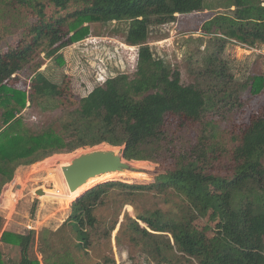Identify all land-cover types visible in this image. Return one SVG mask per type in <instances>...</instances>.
I'll return each instance as SVG.
<instances>
[{
    "label": "trees",
    "instance_id": "1",
    "mask_svg": "<svg viewBox=\"0 0 264 264\" xmlns=\"http://www.w3.org/2000/svg\"><path fill=\"white\" fill-rule=\"evenodd\" d=\"M225 1L229 2L227 6L224 4L228 12L214 15L200 27L201 34L210 37L197 38L200 44L204 41L205 48H212V53L201 62L205 74L202 81L210 83L206 90L196 83L182 84L177 69L156 57L148 44H139L132 77L124 73L108 77L86 96L67 101L62 97L60 85L38 69L41 63H36V70L30 69L27 91L7 83L29 65L38 50L50 58L61 48L82 39L70 36L72 30L78 29L74 28L78 21L126 22L124 41L136 43L149 35L151 26L173 21L175 14L206 10L202 7L203 0H0L2 36L19 34L0 49V192L20 166L55 153L102 143L123 146L127 161L161 163L165 173L153 183L106 181L108 176L97 178L100 183L71 203L67 218L56 230L30 229L26 233L2 230L4 217L0 214V243L15 246L19 254L18 260L12 261L0 251V264H74L68 257V249H55L53 237L67 229L64 237L68 245L71 243L80 254L87 255L91 231L97 234L99 229L93 210L103 204V198L115 187L127 191V196L173 190L185 203L173 215L160 209L136 213L134 218L124 215L120 236L127 239L131 248H138L147 264H264V199L258 210L236 204V195L242 197L243 183L260 184L264 177V105L233 147L234 171L228 177L209 171L215 163L210 159L213 149L207 140L209 122L195 142L183 146L164 129L167 115L198 120L205 109L215 106L222 115L234 109V102L242 93L250 97L263 94L264 72L247 74L238 81L221 56L225 46L232 42L264 44V5L261 0ZM23 7L32 17L20 29L17 21ZM16 28L19 29L13 32ZM25 102L36 103L41 110L60 107L55 121L61 125V132L56 133L49 126L25 125L19 116ZM146 175L137 172L110 177ZM47 195L52 194L40 197ZM206 216L215 223L213 228L206 224L199 230L193 225ZM115 225L106 230V236ZM120 236L116 238L117 244ZM35 241L41 259L31 254ZM130 261H134L132 256ZM94 264H114V259L105 256Z\"/></svg>",
    "mask_w": 264,
    "mask_h": 264
},
{
    "label": "rangeland",
    "instance_id": "2",
    "mask_svg": "<svg viewBox=\"0 0 264 264\" xmlns=\"http://www.w3.org/2000/svg\"><path fill=\"white\" fill-rule=\"evenodd\" d=\"M221 0H203L202 7L206 10L189 14H175V19L164 24L153 25L150 33L142 41L125 42L126 22L87 23L78 21L74 26L77 30H72L70 36L82 39L74 41L72 44L61 48L52 57L47 58L44 52L39 50L33 56L29 65H26L19 74L13 75L15 79H10L8 85L16 89H28V74L31 70H36V63H41L38 68L52 82L60 85L63 89L62 97L69 101H77L86 96L95 86L101 85L108 77L124 73L129 77L133 76L136 66L137 47L139 44H148L156 57L161 58L173 69L180 73V81L184 85L199 84L204 90L210 83L206 84L203 73L204 57L212 53V48H205L204 41L200 44L197 38L206 39L210 35H202L200 27L204 21L212 18L218 13H227L224 4H229ZM264 5V0H261ZM232 9V8H231ZM32 14L26 8L20 10L17 26L21 29L22 24L29 23ZM7 23V21H6ZM3 17L0 18V36L3 34ZM13 30V32H16ZM19 34L9 33L0 37V49L14 41ZM226 60L235 79L240 81L247 74H261L264 72V44H255L252 41L246 43L232 42L225 46L222 56ZM31 69V70H30ZM37 69V70H38ZM208 81V80H207ZM209 92V90H207ZM62 98V99H63ZM67 103V102H65ZM234 109L224 111L220 114L217 106L205 109L198 120L186 118L183 115H167L165 117L164 129L172 135L175 142L183 146L187 142H195L202 134L204 124L209 122L206 129L208 131L207 140L213 151L210 159L215 163L210 166V173L228 177L233 174L234 161L232 159V149L239 142L243 131L250 122L256 119L262 112L264 105V91L262 95L250 97L242 93L238 101L234 102ZM61 108L53 110L41 107L36 103L25 102L20 108L19 116L27 126H49L52 131L61 132V125L55 121L60 114ZM105 145L106 143H102ZM95 146L79 147L70 152L55 153L45 159L39 160L28 166H20L15 171L11 181L7 182L1 189L0 214L3 217H10L6 228L13 232L26 233L31 228L39 231L42 228L56 230L67 218L70 212V205L76 199H69L62 203V197L47 195L40 197L36 194L38 189L44 187L57 192L62 189V184L57 178L56 169L60 163L66 162L78 153L85 152ZM116 151H121L123 146L112 147ZM133 165L144 169L147 174L141 178H121L108 176L107 181H119L125 183H153L156 177L165 176L164 165L150 161H130ZM264 168V161H263ZM55 173V174H54ZM54 174V175H53ZM162 174V175H161ZM62 179V177H60ZM102 178V176L98 177ZM45 179V180H44ZM104 180V181H105ZM53 182V183H52ZM98 182V181H96ZM11 193L17 190V202L8 200L4 203L3 193L9 188ZM261 186V188H259ZM65 187V186H64ZM47 191L43 190L46 194ZM127 191H122L115 187L103 198V204L93 210V215L98 220V233L91 231L90 246L87 248V255L80 254L71 243L68 245L67 229L61 234L53 237V245L56 250L68 249L74 264H94L103 261V257L110 256L114 259V264H147L144 256H140L138 248H131L125 238H121L119 229L125 214L134 218L136 213H143L146 210L160 209L171 215L176 214L179 209L185 207L182 197L173 190H166L158 193L148 191L134 193L127 196ZM242 197L236 195L237 205L248 206L258 210L261 200L264 199V177L260 184L246 182L241 186ZM260 200V201H259ZM10 209L12 211L9 216ZM45 217V218H44ZM33 219V224L30 221ZM4 222V219H3ZM32 226H30V224ZM109 235L105 232L112 224H115ZM144 227V224L140 223ZM214 227L215 223L209 222L208 217L199 218L193 222L199 230L205 225ZM31 227L30 229H28ZM31 229V230H32ZM69 234V232H68ZM208 235H213L208 233ZM117 236H120V243H116ZM171 239V236H169ZM37 242V243H36ZM38 241L31 248V254L41 259L38 251ZM0 251L4 257H9L12 261H17L19 254L15 246L0 244ZM63 254V253H61ZM130 256L134 261H130ZM154 264V263H150Z\"/></svg>",
    "mask_w": 264,
    "mask_h": 264
},
{
    "label": "water",
    "instance_id": "3",
    "mask_svg": "<svg viewBox=\"0 0 264 264\" xmlns=\"http://www.w3.org/2000/svg\"><path fill=\"white\" fill-rule=\"evenodd\" d=\"M61 172L69 192H78L77 199L88 189L97 185L91 184L84 188L88 182H92L102 174L145 173L146 171L124 159L122 150L119 152L114 148H91L70 158L69 162L61 167ZM41 193V189L36 191L37 195Z\"/></svg>",
    "mask_w": 264,
    "mask_h": 264
},
{
    "label": "bare ground",
    "instance_id": "4",
    "mask_svg": "<svg viewBox=\"0 0 264 264\" xmlns=\"http://www.w3.org/2000/svg\"><path fill=\"white\" fill-rule=\"evenodd\" d=\"M98 148H110V147H107V146L101 144V145L96 146L94 149H98ZM69 160H70V159H68V160H67L66 162H64V163H60V165H58V166H57V169L55 170L56 173H57V178H59L60 181H61L62 189L59 190V191H57V192L54 191V194H52L50 189H48V188H46V187L43 188L44 191L50 192L52 195H56V194H57L56 196L59 195L60 197H62L61 199H62V201H63L64 203L66 202V200H68V198H69V199H73V198H75V197L78 196V192H75V193H70V192H69V190H68V188H67V186H66V183H65V181H64V178H63L62 172H61V167H62L63 165H66V164L69 162ZM121 173H125V172H121ZM54 174H55V173H54ZM54 174H53V175H54ZM117 174H120V173H113V174H108V173H106V174H102V175H100V177H101V176H113V175H117ZM60 177H62V179H61ZM98 177H99V176H98ZM98 177H96L92 182H88V184H87L84 188L90 186L91 184L94 185V184H98V183H100V182H96ZM44 180H45V179H44ZM52 183H53V182H52ZM64 186H65V187H64ZM10 188H11V187H9V188L7 189V191H6V193H5V194H6L5 197H4L5 202H8V200H10V197H9V193H10V191H11ZM41 190H42V188H41ZM43 190H42V193H43ZM59 196H58V197H59ZM72 196H73V197H72ZM64 203H63V204H64ZM7 205L10 206V203L8 202Z\"/></svg>",
    "mask_w": 264,
    "mask_h": 264
},
{
    "label": "crops",
    "instance_id": "5",
    "mask_svg": "<svg viewBox=\"0 0 264 264\" xmlns=\"http://www.w3.org/2000/svg\"><path fill=\"white\" fill-rule=\"evenodd\" d=\"M0 193H1V192H0ZM0 197H2V196L0 195ZM3 197H4V196H3ZM8 211H9V214H10L9 216H11L12 211H11L10 209H8ZM7 218L10 220V217L7 216ZM44 218H45V217H44ZM9 220L3 222L2 230L11 231V230H8V229L6 228V224H7V222H8ZM30 221L32 222L31 224H33V222H34L33 219H30ZM29 224H30V223H29ZM31 224H30V226H32ZM30 228H31V227H29L28 229H30ZM31 229H32V228H31ZM35 230H36V229H35ZM12 232H13V231H12ZM16 233H18V232H16ZM0 244H1V243H0ZM1 245H2V246H5V245H3V244H1ZM6 246H7V245H6ZM40 264H42V262H40Z\"/></svg>",
    "mask_w": 264,
    "mask_h": 264
},
{
    "label": "built area",
    "instance_id": "6",
    "mask_svg": "<svg viewBox=\"0 0 264 264\" xmlns=\"http://www.w3.org/2000/svg\"><path fill=\"white\" fill-rule=\"evenodd\" d=\"M17 190L15 192H12L11 193V197H10V201L12 200V202H17ZM8 218L7 217H4V221H7Z\"/></svg>",
    "mask_w": 264,
    "mask_h": 264
}]
</instances>
